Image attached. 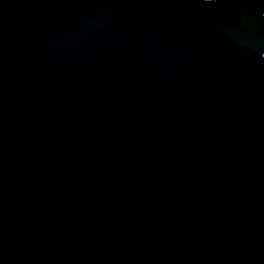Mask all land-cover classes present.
<instances>
[{"label":"water","instance_id":"water-1","mask_svg":"<svg viewBox=\"0 0 264 264\" xmlns=\"http://www.w3.org/2000/svg\"><path fill=\"white\" fill-rule=\"evenodd\" d=\"M0 264H264V0H0Z\"/></svg>","mask_w":264,"mask_h":264}]
</instances>
